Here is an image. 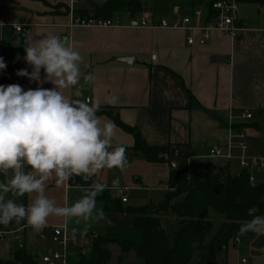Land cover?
Returning a JSON list of instances; mask_svg holds the SVG:
<instances>
[{
	"label": "crops",
	"instance_id": "1",
	"mask_svg": "<svg viewBox=\"0 0 264 264\" xmlns=\"http://www.w3.org/2000/svg\"><path fill=\"white\" fill-rule=\"evenodd\" d=\"M104 1L77 0L73 7L89 11L93 3ZM148 2L135 16L122 14L119 26L70 28L72 16L66 6L69 7L71 0H0V57L10 72L0 85L19 84L25 90L52 88L50 82L38 84L16 74L24 69V32L27 31L33 42L45 34L67 39L83 57L81 72L91 73L95 79L90 84L81 79L82 96L75 94L76 87L80 86L61 91L72 99L90 97L97 103L101 122H112L116 126L113 146L126 149L128 168L103 169L88 181L72 177L73 183H85L80 186L100 182L111 188L114 179L124 182L131 175L135 186L120 187H129V191L149 190L160 186L162 178H168L169 163L146 162L137 155L133 150L134 136L105 112L117 113L122 122L137 128L148 145L175 148V153L185 159L189 167L194 163L198 169L209 167L217 171L228 166L232 175L240 173L243 168L237 149L233 150L230 160L209 156L214 147L226 151L229 134L238 132L245 134L248 156H264V2L238 0L256 8L257 18L246 20L240 16L239 24L245 26V30L236 39L215 31L203 45H189L187 30L143 27L138 20L145 18L155 22L163 18L174 22L200 9L203 11L201 22L207 24L212 15L210 0H179L172 10L161 14L149 12L146 16L143 13L150 9ZM59 5L64 9H58ZM18 25L22 27V40L16 34ZM27 67L31 72V66ZM43 77L41 70L42 80ZM113 96L118 97V103H109ZM244 112L251 113L252 117H242ZM234 160L238 168L233 172ZM139 162L147 164L146 172L140 170ZM111 191L117 195L115 190ZM117 199H120L118 195ZM128 202L129 198L124 204ZM5 231L0 224V234ZM230 248L234 250L231 253ZM215 264H264V236L238 237L227 249L218 252Z\"/></svg>",
	"mask_w": 264,
	"mask_h": 264
},
{
	"label": "clouds",
	"instance_id": "2",
	"mask_svg": "<svg viewBox=\"0 0 264 264\" xmlns=\"http://www.w3.org/2000/svg\"><path fill=\"white\" fill-rule=\"evenodd\" d=\"M23 47V59L32 71L21 69L16 74L53 87L25 90L19 84L0 85V224L24 221L39 233L54 215L105 219L103 210L96 209V197L105 190H119L118 178L111 188L100 182L84 187V195L70 206H57L45 195L46 182L53 177L57 184L76 176L88 181L103 169L122 170L127 164L125 147L113 146L115 124L102 123L97 116L99 105L61 91L80 86L75 94L82 96L81 79L90 84L95 77L81 72L83 57L60 36L45 34L33 42L26 34ZM6 67L0 57V70ZM109 103H118V97H111ZM32 193L35 198L27 206L10 198V194L18 198ZM258 212L255 206L248 209L250 219L241 224L239 236H264V215Z\"/></svg>",
	"mask_w": 264,
	"mask_h": 264
},
{
	"label": "trees",
	"instance_id": "3",
	"mask_svg": "<svg viewBox=\"0 0 264 264\" xmlns=\"http://www.w3.org/2000/svg\"><path fill=\"white\" fill-rule=\"evenodd\" d=\"M147 0H105L93 3L91 10L69 8L72 16L108 18L114 14L135 16L146 7ZM212 1V0H211ZM264 2V0H258ZM210 6V5H209ZM114 122L135 138L133 150L146 162H165L166 156L176 159L175 167L169 169L167 191L161 202L141 206H123L121 199H113L109 190L96 197L105 204L107 211L131 213L134 225L131 227H107L101 236L93 238L90 250L79 255L75 264H107L110 259L109 245L118 243L122 253L120 261L133 250L139 264H215L221 249H227L238 237L243 222L250 219L248 209L257 207V214H264V183L255 184L249 180V172L243 169L232 175L228 166L217 171L209 167L190 169L187 161L169 146H150L139 130L122 122L119 115L105 112ZM27 204L26 194L18 197ZM224 214L225 220L211 240L209 250L199 262H193V246L204 240L211 231L213 222L210 211ZM176 215L175 227H171L169 213ZM20 224V226H22ZM169 228V229H168ZM247 233L244 236H252ZM0 264H37L35 257L20 248L15 259Z\"/></svg>",
	"mask_w": 264,
	"mask_h": 264
},
{
	"label": "rangeland",
	"instance_id": "4",
	"mask_svg": "<svg viewBox=\"0 0 264 264\" xmlns=\"http://www.w3.org/2000/svg\"><path fill=\"white\" fill-rule=\"evenodd\" d=\"M179 4V0H149L148 6L149 10L145 11L143 14L146 16L149 12H155L156 14H161L164 11L172 10L174 5ZM62 5H59L58 9L63 8ZM70 9L66 6V11L68 12ZM257 9L247 7L243 3H239V17L243 16L246 20H255L257 18ZM126 16V14L124 15ZM12 30V28H10ZM13 31V30H12ZM16 33V32H15ZM18 39H23V32L16 33ZM11 60V59H10ZM11 62V61H10ZM8 63V62H7ZM24 69H28V65L26 61L24 62ZM9 71L7 69L0 70V82L4 77L9 75ZM233 172L237 170L238 164L236 161H232ZM126 165L124 168H128ZM138 167L142 172H146L147 164L140 163ZM191 167V168H190ZM190 169H198L194 166V163L190 164ZM124 168L122 170H124ZM251 174L254 177L255 184L264 183V169H253L251 170ZM3 178L0 177V180ZM79 184L85 183H73L71 179L62 184H57L55 177L46 182L45 186V195L53 199L57 206H70L74 202L78 201L83 195V186ZM134 185V178L130 175L129 179L120 182V185ZM166 186L167 180L162 178L160 186L157 188L149 189V190H128L124 193V196L129 198V202L123 206H141L148 203H158L165 199L166 196ZM35 193L26 194L27 205H29L32 200L35 198ZM110 195L113 199H117V195L114 191L110 192ZM10 198H18L11 197ZM96 209H102L105 214V219L101 220H89L84 221L79 217L75 216H50L47 221L48 226H57V225H68L70 227H76L79 229V240L80 245L84 246V248H75L74 250L67 251V264H75L78 261V256L87 253L91 246L93 235L101 236L104 234L105 229L108 226L114 227H131L134 225V216L131 213L127 212H118V211H107L105 209V204L101 201H96ZM210 219L213 222V227L211 231L206 235L205 239L195 245L193 252V261L199 262L204 254L208 252L211 240L213 236L216 234L221 224L225 220L224 214L217 212L215 210L210 211ZM169 220L172 224L171 227H175L176 224V215L171 211L169 213ZM20 223L26 224V228H20L19 223L12 222L8 226H4L6 231L0 234V258L4 261H11L15 259V252L20 248H25L27 252L32 254L37 264H47L42 261V257L49 254L52 249V243L47 238H41L39 233L35 232L26 222L21 221ZM169 229V228H168ZM49 235V231L47 232ZM110 249V259L107 264H139L136 253L131 250L124 257L122 261H120V256L122 253L121 247L118 243H111L109 245ZM233 249L230 248V253ZM234 251V250H233ZM82 252V253H81ZM58 264V263H54Z\"/></svg>",
	"mask_w": 264,
	"mask_h": 264
},
{
	"label": "built area",
	"instance_id": "5",
	"mask_svg": "<svg viewBox=\"0 0 264 264\" xmlns=\"http://www.w3.org/2000/svg\"><path fill=\"white\" fill-rule=\"evenodd\" d=\"M77 0H71L70 8H74ZM210 9L212 11L211 22L203 24V11L196 9L192 15L184 16L174 22H169L166 19H159L155 22H149L145 18H140L139 24L143 27H161L168 29L180 28L190 32L187 37V43L194 45L195 43L203 45L211 37L212 33L217 31L229 35L232 39H236L241 31L245 30V26L239 24V2L238 0H210ZM72 16V15H71ZM122 24L120 14H114L108 18L101 17H82L75 14L72 16L70 28L79 27H114ZM17 31H22V27L18 25L15 27ZM199 33L197 37L196 34ZM83 99H89L86 97ZM246 119L252 117L251 113L244 112L241 115ZM234 139H237L235 141ZM227 150L223 151L220 148L214 147L210 151V157L223 158L230 160L233 158V150L237 149L240 153L239 160L243 169L249 172V180L254 183V177L251 174L253 169H264V156H248V143L243 132L229 134ZM129 190V187H120L115 190L123 203L128 201V197L124 193ZM49 231V235L47 232ZM41 238L49 237L52 243V249L49 254L42 257V261L47 264H67V251L80 249L79 229L70 227L66 224L57 226H46L39 232ZM82 253V252H81ZM246 259H243V263Z\"/></svg>",
	"mask_w": 264,
	"mask_h": 264
},
{
	"label": "water",
	"instance_id": "6",
	"mask_svg": "<svg viewBox=\"0 0 264 264\" xmlns=\"http://www.w3.org/2000/svg\"><path fill=\"white\" fill-rule=\"evenodd\" d=\"M24 34L26 35L27 31H25ZM121 60L130 61L132 59L131 58H122ZM165 158H166V161L169 163L171 168L175 167V165H176V159L175 158L169 157V156H166ZM93 236H95V235H93Z\"/></svg>",
	"mask_w": 264,
	"mask_h": 264
}]
</instances>
